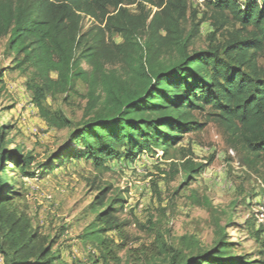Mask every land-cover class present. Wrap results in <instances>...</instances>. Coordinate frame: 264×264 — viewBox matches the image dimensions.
I'll return each instance as SVG.
<instances>
[{"label":"trees","instance_id":"obj_1","mask_svg":"<svg viewBox=\"0 0 264 264\" xmlns=\"http://www.w3.org/2000/svg\"><path fill=\"white\" fill-rule=\"evenodd\" d=\"M205 13L188 0H0V39L14 70L27 74L25 88L41 119L51 128L70 123L45 103L66 94L80 81L87 87L83 120L45 163L11 146V126L3 123L12 108L0 109V257L3 264H58L53 248L59 236L47 238L17 204L19 194L8 170L22 179H38L64 163L86 160L97 172H108L112 161L134 163L142 154L170 150L182 185L210 166L195 164L186 135L204 124L196 113L207 112L232 144L252 160L264 159V0H202ZM134 7L132 14L128 7ZM207 13L209 15L207 16ZM95 27L82 32V19ZM210 22L204 50H190L199 26ZM188 26V27H187ZM222 42H216L217 36ZM118 36L121 43H115ZM82 64L89 67L87 72ZM108 66L118 68L108 70ZM0 73V83L2 82ZM163 174V172H160ZM98 191L89 210L96 212L78 239L97 255L93 264H120L118 253L130 241L128 220L120 213L123 192L108 198ZM177 192V191H176ZM174 192V193H176ZM247 230L257 244L256 256H238L224 241L188 254L172 250L156 236L153 249H128L134 264H151L165 255L166 264H264V226Z\"/></svg>","mask_w":264,"mask_h":264},{"label":"rangeland","instance_id":"obj_2","mask_svg":"<svg viewBox=\"0 0 264 264\" xmlns=\"http://www.w3.org/2000/svg\"><path fill=\"white\" fill-rule=\"evenodd\" d=\"M188 4L198 11L197 20L207 12L202 0H188ZM128 10L136 13L134 7ZM94 27L89 18L82 19L83 33ZM211 32L210 22L201 23L190 50L206 49ZM112 40L121 43L118 36ZM222 40V35L216 37V42ZM5 44L6 40L0 39V109L11 107L12 120L5 115L2 122L12 128L11 146L31 153L36 163H45L83 120L87 87L78 81L73 91L49 97L45 105L61 112L70 125L60 130L47 126L25 88L27 74L13 69L12 58L5 54ZM259 64L264 68V56ZM82 68L89 71L85 64ZM207 112L196 113L204 128L186 135L180 144L190 147L195 164H207L212 158L210 166L190 185H182L181 174L173 176L170 164L182 154L173 150L166 157L158 151L154 155L142 154L134 163L109 162L110 169L105 173L97 172L86 160L64 163L38 179H22L17 171H7L6 178L19 194L17 204L30 216L33 226L49 239L59 236L53 248L61 258L58 264H93L95 251L78 236L98 211L89 210L88 206L98 191L106 187L110 188L108 198L121 191L127 201L119 216L131 223L126 229L130 241L127 249L118 253L120 264H134L127 250L141 246L153 249L156 236L183 254L190 249L208 250L216 242L224 241L233 248V254L256 256L258 246L247 228L264 226V159L255 161L246 156L207 117ZM166 260L165 255L155 254L151 264H166Z\"/></svg>","mask_w":264,"mask_h":264},{"label":"crops","instance_id":"obj_3","mask_svg":"<svg viewBox=\"0 0 264 264\" xmlns=\"http://www.w3.org/2000/svg\"><path fill=\"white\" fill-rule=\"evenodd\" d=\"M0 260H2V259H0Z\"/></svg>","mask_w":264,"mask_h":264}]
</instances>
